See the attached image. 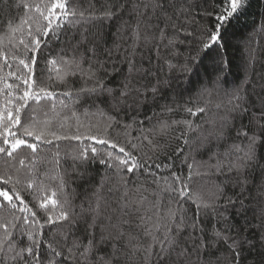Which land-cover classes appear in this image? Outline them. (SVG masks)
<instances>
[{
    "label": "trees",
    "instance_id": "16d2710c",
    "mask_svg": "<svg viewBox=\"0 0 264 264\" xmlns=\"http://www.w3.org/2000/svg\"><path fill=\"white\" fill-rule=\"evenodd\" d=\"M0 264H264V0H0Z\"/></svg>",
    "mask_w": 264,
    "mask_h": 264
}]
</instances>
